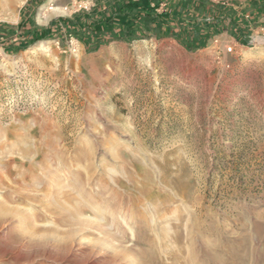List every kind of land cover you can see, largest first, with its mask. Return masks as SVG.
Returning <instances> with one entry per match:
<instances>
[{
    "label": "rangeland",
    "instance_id": "rangeland-1",
    "mask_svg": "<svg viewBox=\"0 0 264 264\" xmlns=\"http://www.w3.org/2000/svg\"><path fill=\"white\" fill-rule=\"evenodd\" d=\"M210 1L241 40L94 44L59 19L95 0H0V264H264V0Z\"/></svg>",
    "mask_w": 264,
    "mask_h": 264
},
{
    "label": "trees",
    "instance_id": "trees-1",
    "mask_svg": "<svg viewBox=\"0 0 264 264\" xmlns=\"http://www.w3.org/2000/svg\"><path fill=\"white\" fill-rule=\"evenodd\" d=\"M95 2V6L81 9L72 18L59 19L61 25L72 27L78 39L86 34L94 44L107 43L113 38L132 41L155 35L172 36L189 50H196L207 46L213 35L225 29L222 22L226 17L228 23L235 28L238 40H241L239 35L248 30L244 24L240 25L237 18L222 12L220 9L223 6L220 3L210 0H95ZM162 3L163 10L159 11ZM199 16L204 18L198 21ZM174 18L179 21V30H175L174 25L170 23ZM192 19L191 24L186 23ZM55 23L56 21H52L46 29H32L30 34L33 39L30 41L51 36ZM78 25H82L80 30L77 29ZM11 26L0 24V27ZM1 38L0 34V40Z\"/></svg>",
    "mask_w": 264,
    "mask_h": 264
},
{
    "label": "bare ground",
    "instance_id": "bare-ground-1",
    "mask_svg": "<svg viewBox=\"0 0 264 264\" xmlns=\"http://www.w3.org/2000/svg\"><path fill=\"white\" fill-rule=\"evenodd\" d=\"M15 2V0H10V3H14ZM61 207V206H60ZM79 207V206H78ZM11 211V209L10 208H8V206H6L5 204H3L2 202H0V213L2 212H5V213H7V212H10ZM2 215V214H1ZM109 232V231H108ZM106 233V232H105ZM108 238V237H107ZM113 239V238H112Z\"/></svg>",
    "mask_w": 264,
    "mask_h": 264
},
{
    "label": "built area",
    "instance_id": "built-area-1",
    "mask_svg": "<svg viewBox=\"0 0 264 264\" xmlns=\"http://www.w3.org/2000/svg\"><path fill=\"white\" fill-rule=\"evenodd\" d=\"M228 49H229V50H232V46H229Z\"/></svg>",
    "mask_w": 264,
    "mask_h": 264
},
{
    "label": "crops",
    "instance_id": "crops-1",
    "mask_svg": "<svg viewBox=\"0 0 264 264\" xmlns=\"http://www.w3.org/2000/svg\"><path fill=\"white\" fill-rule=\"evenodd\" d=\"M235 8V7H234ZM240 25H242V23H240Z\"/></svg>",
    "mask_w": 264,
    "mask_h": 264
}]
</instances>
